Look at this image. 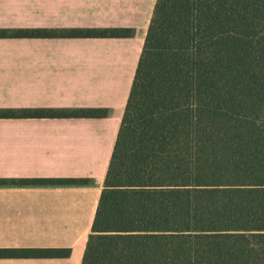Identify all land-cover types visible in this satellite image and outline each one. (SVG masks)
Returning <instances> with one entry per match:
<instances>
[{"label": "trees", "instance_id": "1", "mask_svg": "<svg viewBox=\"0 0 264 264\" xmlns=\"http://www.w3.org/2000/svg\"><path fill=\"white\" fill-rule=\"evenodd\" d=\"M9 36L132 31L0 30ZM107 115L0 110V118ZM69 255L0 250V258ZM82 264H264V0L157 1Z\"/></svg>", "mask_w": 264, "mask_h": 264}, {"label": "crops", "instance_id": "2", "mask_svg": "<svg viewBox=\"0 0 264 264\" xmlns=\"http://www.w3.org/2000/svg\"><path fill=\"white\" fill-rule=\"evenodd\" d=\"M158 0H0V30L128 29L130 37H0V110L106 117L0 118V250L65 249L82 264ZM87 180L57 185L36 180Z\"/></svg>", "mask_w": 264, "mask_h": 264}]
</instances>
